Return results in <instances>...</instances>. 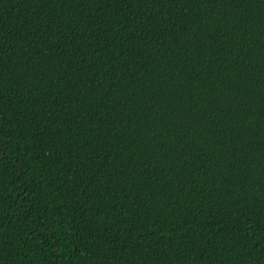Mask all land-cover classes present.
Masks as SVG:
<instances>
[{"label":"trees","instance_id":"1","mask_svg":"<svg viewBox=\"0 0 264 264\" xmlns=\"http://www.w3.org/2000/svg\"><path fill=\"white\" fill-rule=\"evenodd\" d=\"M0 264H264V0H0Z\"/></svg>","mask_w":264,"mask_h":264}]
</instances>
